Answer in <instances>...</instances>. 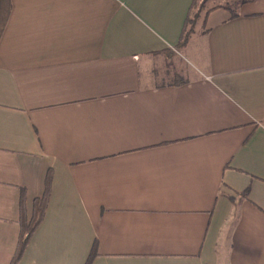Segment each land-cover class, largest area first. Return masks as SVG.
Returning a JSON list of instances; mask_svg holds the SVG:
<instances>
[{
	"label": "crops",
	"instance_id": "obj_1",
	"mask_svg": "<svg viewBox=\"0 0 264 264\" xmlns=\"http://www.w3.org/2000/svg\"><path fill=\"white\" fill-rule=\"evenodd\" d=\"M10 1L0 264H264V0Z\"/></svg>",
	"mask_w": 264,
	"mask_h": 264
},
{
	"label": "trees",
	"instance_id": "obj_2",
	"mask_svg": "<svg viewBox=\"0 0 264 264\" xmlns=\"http://www.w3.org/2000/svg\"><path fill=\"white\" fill-rule=\"evenodd\" d=\"M10 11H11V1L10 0H0V37L8 21ZM191 21L192 20L190 18H187L186 24L190 23ZM188 33H189V30L185 29L181 37V45L186 43L188 39ZM47 195H48V189H46L45 192L41 196L35 198L33 212L31 214V217L28 219L23 218L20 221L21 233L19 236L16 252L11 260V264H18V262L20 261L23 255L24 248L26 246V243L28 242L29 237L31 236L32 232L35 230L37 225L40 223L43 213H44ZM93 254L94 252L91 253L90 258L88 259L86 264L90 263V259L92 258Z\"/></svg>",
	"mask_w": 264,
	"mask_h": 264
},
{
	"label": "rangeland",
	"instance_id": "obj_3",
	"mask_svg": "<svg viewBox=\"0 0 264 264\" xmlns=\"http://www.w3.org/2000/svg\"><path fill=\"white\" fill-rule=\"evenodd\" d=\"M242 1L243 0H209L207 3H208V5H211V6H213L215 4H224L229 10H235L236 11L239 8V6H240L239 4H241ZM201 3H202V0H196L195 1V5L193 6V9L190 13V19L191 20L194 19V15H196V17H197L198 13H200V14L202 13L201 10H199L200 8L198 9V6ZM190 26H191V24L188 23L186 29L189 30ZM185 71H186V75L189 76L190 72H188V70H185ZM182 77H185V76L182 75Z\"/></svg>",
	"mask_w": 264,
	"mask_h": 264
}]
</instances>
